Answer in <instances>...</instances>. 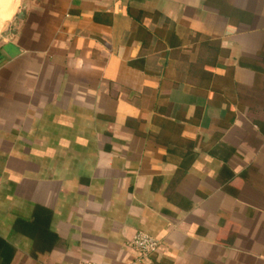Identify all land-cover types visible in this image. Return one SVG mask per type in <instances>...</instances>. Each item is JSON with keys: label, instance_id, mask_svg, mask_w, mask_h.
<instances>
[{"label": "crops", "instance_id": "0c3cea01", "mask_svg": "<svg viewBox=\"0 0 264 264\" xmlns=\"http://www.w3.org/2000/svg\"><path fill=\"white\" fill-rule=\"evenodd\" d=\"M15 9L0 264H264V0ZM138 232L156 252L128 247Z\"/></svg>", "mask_w": 264, "mask_h": 264}, {"label": "built area", "instance_id": "2783aa9c", "mask_svg": "<svg viewBox=\"0 0 264 264\" xmlns=\"http://www.w3.org/2000/svg\"><path fill=\"white\" fill-rule=\"evenodd\" d=\"M160 246V241L145 232H138L134 237L128 242V247L138 253L140 258L147 257L150 254L157 251ZM81 264H100L96 261L83 262ZM130 264H137V260L131 262Z\"/></svg>", "mask_w": 264, "mask_h": 264}, {"label": "rangeland", "instance_id": "374dc122", "mask_svg": "<svg viewBox=\"0 0 264 264\" xmlns=\"http://www.w3.org/2000/svg\"><path fill=\"white\" fill-rule=\"evenodd\" d=\"M3 4L0 3V8L2 7ZM16 6H12L9 10V17H8V20L2 25L1 29H0V36H1V33L9 26L10 22L12 21L13 17H14V14H15V11H17V9H15ZM1 11V10H0ZM2 15V12H0V17Z\"/></svg>", "mask_w": 264, "mask_h": 264}, {"label": "bare ground", "instance_id": "6f19581e", "mask_svg": "<svg viewBox=\"0 0 264 264\" xmlns=\"http://www.w3.org/2000/svg\"><path fill=\"white\" fill-rule=\"evenodd\" d=\"M10 0H0V3L3 4L4 6L9 2ZM13 2V0H12ZM9 5V4H8ZM13 6V5H12ZM12 6H9V7H12ZM5 14V13H4Z\"/></svg>", "mask_w": 264, "mask_h": 264}, {"label": "water", "instance_id": "95a60500", "mask_svg": "<svg viewBox=\"0 0 264 264\" xmlns=\"http://www.w3.org/2000/svg\"><path fill=\"white\" fill-rule=\"evenodd\" d=\"M17 3H18V0H14V2H13V6H16ZM19 17H21L20 14H19ZM1 35H3V33H1Z\"/></svg>", "mask_w": 264, "mask_h": 264}]
</instances>
